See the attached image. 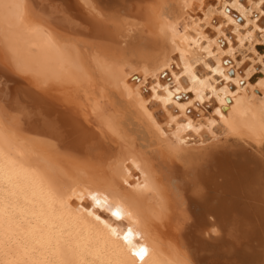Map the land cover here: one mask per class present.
<instances>
[{"label": "bare ground", "instance_id": "obj_1", "mask_svg": "<svg viewBox=\"0 0 264 264\" xmlns=\"http://www.w3.org/2000/svg\"><path fill=\"white\" fill-rule=\"evenodd\" d=\"M252 2L0 0V264H264Z\"/></svg>", "mask_w": 264, "mask_h": 264}, {"label": "snow or ice", "instance_id": "obj_2", "mask_svg": "<svg viewBox=\"0 0 264 264\" xmlns=\"http://www.w3.org/2000/svg\"><path fill=\"white\" fill-rule=\"evenodd\" d=\"M212 3H215V0H211ZM84 3L88 5V7L90 9H92L93 11L95 10L93 8V5H92V0H84ZM12 7H15V8H20L21 7V4L18 3V2H14L12 5ZM204 7H207V5L205 4ZM250 7H252L253 9H255V3H254V0L252 3H250ZM193 8H196V5L193 4ZM261 8H264V0H261ZM259 16V13L257 14ZM262 20H264V17H260ZM212 23H219V21H216V20H213ZM250 27L255 30V25H250ZM227 31V29H225ZM213 35H215V33H213ZM256 35L257 36H260V37H264V23H262L261 27L259 28V30L256 31ZM218 42L219 40H222L223 37H218ZM211 62V61H210ZM227 66V65H225ZM172 67H177V65L173 64ZM204 67V64L203 63H200L198 67L195 68V74L197 76L201 75V68ZM164 71L166 72L167 69L165 68ZM183 68H181V73H183ZM229 72L231 73H235V69H229ZM204 76L205 78L207 79V73H204ZM223 76V74H221V76H218L217 77V80L222 84L223 83V80L221 79V77ZM135 78V77H134ZM185 79H187V77H185ZM49 83L48 80H45L44 81V84L42 86H46L47 84ZM209 83H211V80H209ZM230 84H233V83H236L235 81H229ZM240 84H243L244 81H239ZM217 87H219V84H217ZM213 93H215V88H213ZM200 100L198 98L197 100V103H199ZM224 102V101H222ZM177 111H179V109H177ZM191 114V112L189 111V115ZM174 122H175V118H173V124L172 126H174ZM18 132L20 134L23 133V126L21 125V127L18 129ZM259 135H260V138H261V143H264V122L261 123L260 125V128H259ZM85 199H88L87 197H81V200H85ZM95 204V210L97 211H100V215L96 216V219L97 220H100L101 216L104 215L105 213H108L109 209L108 208H104L102 206V202L101 200H99L96 196H92L91 197V200L88 204V208H91L92 205ZM110 207V206H109ZM111 216H114V217H118L119 214L117 212H112L110 213ZM136 256L140 257L141 260H145L146 257L148 256V249L144 246H141L139 251L136 252ZM175 264H184L183 260H177L175 262Z\"/></svg>", "mask_w": 264, "mask_h": 264}, {"label": "rangeland", "instance_id": "obj_3", "mask_svg": "<svg viewBox=\"0 0 264 264\" xmlns=\"http://www.w3.org/2000/svg\"><path fill=\"white\" fill-rule=\"evenodd\" d=\"M243 52H244V50H241L240 51V54H243ZM259 70H261V73H262V68L261 69H259ZM260 72V71H259ZM261 75V74H260Z\"/></svg>", "mask_w": 264, "mask_h": 264}]
</instances>
